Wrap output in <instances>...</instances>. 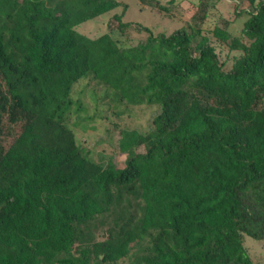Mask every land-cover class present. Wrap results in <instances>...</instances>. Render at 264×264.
<instances>
[{
    "label": "trees",
    "instance_id": "trees-1",
    "mask_svg": "<svg viewBox=\"0 0 264 264\" xmlns=\"http://www.w3.org/2000/svg\"><path fill=\"white\" fill-rule=\"evenodd\" d=\"M246 1L239 36L228 21L212 29L238 53L227 67L202 30L216 0L170 34L138 24L147 36L131 46L125 7L114 30L76 29L116 0H0V135L17 128L0 144V264H255L244 244L264 242V2ZM85 93L93 109L110 95L159 107L147 131L119 128L121 168L91 159L69 125Z\"/></svg>",
    "mask_w": 264,
    "mask_h": 264
},
{
    "label": "rangeland",
    "instance_id": "rangeland-1",
    "mask_svg": "<svg viewBox=\"0 0 264 264\" xmlns=\"http://www.w3.org/2000/svg\"><path fill=\"white\" fill-rule=\"evenodd\" d=\"M116 1L119 5L115 9L78 26L76 28L77 31L90 38H96L103 33L109 32L110 29L114 30L117 23L110 18L115 14L121 15L125 7L126 11L122 20L131 26L125 32V38L121 37L119 40L123 46H131L147 36L145 32L139 33L138 24L149 28L154 34L160 32L170 34L182 27L188 28L193 25L192 19L201 6L199 0H176L173 5H168V0H157L162 6H168V11L165 12L152 6L143 5L138 0ZM259 1L264 2V0H256V2ZM152 2L154 4L155 0ZM248 9H250V4L246 0H216L215 6L208 11L207 19L202 24L203 34L215 46L221 60L227 61V67L231 66V58L238 55V53L230 52L225 45L217 43L212 35V29L215 25L228 21L230 23V33L239 36L246 16H236V13ZM116 33L118 32L115 31ZM116 37L118 38V36ZM85 84L86 81L83 80L75 86L73 94L75 99L80 97ZM90 98L89 94L85 93L84 96L82 95L83 103L86 104L90 111L87 109L86 112L75 114L69 125L75 130L77 140L83 145L84 152H87L91 159L107 163L109 156L112 157V161H115L117 167L121 168L124 166L126 156L118 154L113 149V140L114 138L116 139L119 128L127 126L125 128L137 129L140 132L147 131L153 117L158 113L159 107L150 108L145 105L132 107L110 95V97L105 99V102L103 101L97 105V108L93 109V102ZM109 109L114 111L112 112ZM116 113L122 114V116L117 117ZM87 114H96V116H93L91 120L86 118ZM2 127L0 144H8L12 141L17 128L7 127L6 122L3 123ZM244 245L255 264H264V242L245 238Z\"/></svg>",
    "mask_w": 264,
    "mask_h": 264
}]
</instances>
